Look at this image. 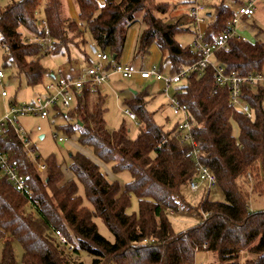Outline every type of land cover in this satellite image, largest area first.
I'll use <instances>...</instances> for the list:
<instances>
[{
  "label": "trees",
  "instance_id": "trees-1",
  "mask_svg": "<svg viewBox=\"0 0 264 264\" xmlns=\"http://www.w3.org/2000/svg\"><path fill=\"white\" fill-rule=\"evenodd\" d=\"M192 2L75 0V20L62 17L61 0H46L43 17L49 41L44 45L19 31L23 27L31 37L44 36L37 20L40 0L12 1L0 10L3 67L13 69L27 86L36 87L48 73L40 62L42 56L69 58L74 47L92 64L84 50L88 31L93 45L108 54L109 70L121 62L128 30L141 22L135 55L149 54L155 45L161 53L159 70L169 63V73L174 74L202 57L192 46L176 41L177 34L190 31L185 27L187 14L171 15L178 5ZM234 16L235 10L224 3L215 5L202 39L212 42ZM213 60L224 65L225 72L239 76L264 72V43L234 35L227 50L216 51ZM181 82L171 95L186 105L199 162L216 176L224 200H212L211 190H200L205 193L196 205L187 202L182 188L196 174L191 142L183 140L176 122L165 129L155 121V112L147 107L150 91H133L123 99L124 108L136 116L138 133L132 139L123 123L115 130L107 127L105 96L91 106L89 97L97 86L85 85L66 114L58 107L51 114L68 120L58 129L68 137L77 134L78 145L89 148L97 161L80 150L69 155L68 165L49 155L41 173L13 127L0 135V150L25 177L28 188V194H21L0 175V264H15L10 240L21 246L22 264H83L80 251L92 256V264H197V252L211 253L218 261L214 264H238L243 251L254 255L244 264H264V209L252 211L249 203L252 193L264 196V85L242 84V100L253 112L248 119L230 105L229 89L215 84L211 66L192 70ZM30 149L35 152L33 145ZM100 164H111L113 174L128 171L131 180L124 184L108 180ZM131 196L137 199L138 211L128 214ZM180 207L202 217L176 232L169 212ZM95 216L112 233L113 242L98 233ZM55 230L63 233L72 249L57 241Z\"/></svg>",
  "mask_w": 264,
  "mask_h": 264
},
{
  "label": "rangeland",
  "instance_id": "rangeland-1",
  "mask_svg": "<svg viewBox=\"0 0 264 264\" xmlns=\"http://www.w3.org/2000/svg\"><path fill=\"white\" fill-rule=\"evenodd\" d=\"M12 1L17 0H0V10H2L7 4ZM45 1L46 0H40L37 11V20L40 28L42 27V21L44 20L43 8ZM245 1L247 0H199V2L206 7L203 15L206 16V13H210L211 15L209 18H206L205 23L199 25V31L201 33L204 32L206 24L214 15L215 5L224 3L232 10L236 11L239 5L241 3H244ZM252 1L255 3L254 13L250 17L238 18L235 24V34L236 36L241 37L248 42L264 43V0ZM97 2L101 4L102 0H97ZM180 6L181 4L178 5L177 8L171 13L172 16L175 12L178 11V8ZM61 15L65 18L77 20V7L75 4V0H61ZM185 27L190 31L177 34L176 41L182 46H192V42L195 38L197 30L192 24H187L185 25ZM142 28L143 25L141 24V22H136L130 27L128 35L130 36L131 34V39L130 41L129 37L128 40L126 39L127 41L124 49L125 52L130 49L127 62L135 68H147L151 60L150 54H144L142 56L135 55L138 36ZM19 31L22 33V36L32 38L23 29V27H20ZM133 31L134 34L132 35ZM84 36L85 40L87 41L84 50L92 59V64L85 62L81 51L74 47L70 48L69 58L65 54H50L42 56L40 58V62L44 67L47 68L48 73L44 76L42 83L36 87L27 86L24 78L18 76L13 69L3 67V50L0 46V72H2L3 74L0 82V118L4 117V115L8 112V108L11 102L15 101L14 105L16 106L28 105L31 104V102L34 101L37 96L42 95L44 93V86L49 83L48 74L51 70H53L54 73L57 74V77L58 70L61 71L64 77L75 76V72H79V74L84 77L87 68L91 65H95L96 63V60L89 49L90 45H93L89 32L86 31ZM157 67L159 68V66ZM161 72L164 75H171L169 73V63H164ZM181 84L182 82L169 89L168 95H171L174 88L179 87ZM157 86V82L153 79H148V81L140 83L137 79L122 78L117 74L111 75L108 80L97 86V90L105 95L104 105L107 110L105 112L104 119L106 121L107 127L111 130H115L123 123L128 130L129 136L132 139L135 138L138 133V127L132 120L124 115L125 108L123 106V99L130 95V93H132L133 91L138 92L147 89L152 93L148 108L149 110L155 112V121L158 124L163 125L165 129L171 128L178 118L171 112L167 95L159 91ZM3 91L6 93L5 97L1 95ZM97 100V92L94 91L89 97L91 106L94 105ZM62 113L66 114L67 110L62 109ZM66 121L68 120L63 116H54L53 113L50 114V116L46 119H41L36 115H28L18 118V123L20 124V126L24 130L29 132L28 137L31 141V145H33V147L35 148L34 153L40 156L42 160H44L49 155H54L59 162L63 163L64 165H68L70 162L69 155L74 154L76 151L80 150L87 155H90L92 159L97 161L92 156L89 148L81 147L78 145L76 141L77 134L68 137L60 129H58L57 126L66 123ZM37 127H39L40 130H37ZM233 130L234 134L237 135V129L234 127ZM40 135H43L42 139H40ZM58 138H60L61 140H59ZM110 167L111 164H100V170L108 180H117L120 182V184H124L131 180V176L128 171L123 170L117 174H113ZM42 177H44V175H42ZM78 188L79 195L83 197V188L79 183ZM204 193V191L191 192L186 186L182 188V194L185 196L187 202L191 205H196ZM209 198L216 201L224 200L222 193L217 188L210 191ZM249 203L250 209L252 211L264 209V196L252 193L250 194ZM83 204L86 207L91 208L90 203L86 199H83ZM137 211V199L136 197L131 196L130 206L126 209V212L128 214H132L137 213ZM201 217L202 215L194 210H188L180 207L172 215H169V221L174 231L177 232L183 231L191 227L195 223L200 222ZM93 221L96 224L98 233L108 241L113 242L114 237L105 226L102 219L95 216L93 217ZM10 241L14 251L15 264H22L21 246L14 240ZM2 244L3 240L0 241V257ZM252 257H254L253 254L243 251L240 253L237 260L238 264H244L246 259ZM78 259L83 264H92V256L84 251H80ZM200 261H202L204 264L218 263V261L215 260L213 258V255L209 252H197L196 263Z\"/></svg>",
  "mask_w": 264,
  "mask_h": 264
},
{
  "label": "built area",
  "instance_id": "built-area-1",
  "mask_svg": "<svg viewBox=\"0 0 264 264\" xmlns=\"http://www.w3.org/2000/svg\"><path fill=\"white\" fill-rule=\"evenodd\" d=\"M205 6L194 0L187 7V19L189 22L200 25L205 23L206 16L203 15ZM255 10V3L252 0H247L241 4L235 11V16L227 23V30L219 34L212 42L204 41L203 33L197 31L195 38L192 42V48L202 55L197 63L182 66L178 71L171 75H164L157 66H150L144 70H134L128 63L120 62L109 70L106 69V64L109 61L108 54L99 51L94 45H90L89 49L91 54L96 60L95 65H91L85 71V76L77 74L71 77H64L60 70L57 75L49 81L44 87V93L35 98L31 104L16 106L9 105L8 112L4 117L0 118V135L7 133L8 127L11 126L15 130L18 138L22 141L23 148L26 155L34 167L39 172L45 171V163L36 155L31 149V141L28 137V132L24 130L18 123L19 117L28 115H36L41 119L48 118L51 111L58 107L68 110L73 106L75 101V94L79 92L85 85L99 86L109 79L113 74H117L122 78H132L138 75L143 80L153 79L162 83V92L167 95L171 112L178 119L177 129L182 133L184 141H190L192 150L190 154L196 163L195 177L188 183V189L191 192H198L200 190H212L217 188L216 176L204 165L199 162L197 144L192 138L191 125L189 122V114L185 104H181L174 96L168 95L169 89L181 83L183 79L196 68L204 69L211 66L214 71L215 84L219 87H227L229 89V102L233 108L241 111L248 119L253 118V112L250 106L242 100V84L249 83L252 86L264 85V72L250 74L248 76H239L235 72H225V67L222 64L214 62L213 54L218 50H227L229 39L236 35L235 24L238 18H246L252 16ZM42 30L44 36H35L30 40L41 44L48 43V29L45 21H42ZM46 52V49L44 50ZM3 77L0 72V82ZM2 96H6L3 91ZM124 115L136 123L135 114L129 109H124ZM37 130H40L37 127ZM61 140L60 138H58ZM0 175L7 179V181L19 191L21 194H28L26 179L23 175L19 174L14 164H12L8 156L0 150ZM170 214H173L171 211ZM54 236L61 245L68 246L72 249V245L67 241L66 237L59 230L54 231ZM197 264H204L202 261Z\"/></svg>",
  "mask_w": 264,
  "mask_h": 264
},
{
  "label": "crops",
  "instance_id": "crops-1",
  "mask_svg": "<svg viewBox=\"0 0 264 264\" xmlns=\"http://www.w3.org/2000/svg\"><path fill=\"white\" fill-rule=\"evenodd\" d=\"M243 4V3H242ZM240 6V5H239ZM187 7H188V4H181V6L178 8V11L177 12H175L174 13V17H177V16H179V15H181V14H187ZM172 15V14H171ZM211 15H210V13H206V18H209ZM77 18H78V11H77ZM212 18L213 17H211V19H209V21H208V23L212 20ZM244 18V17H243ZM186 20V23H189V24H192L193 26H195V28H196V30L198 31L199 30V25H196V24H193V23H191V22H189V20L188 19H185ZM207 22V21H206ZM207 23V24H208ZM203 24V23H202ZM206 24V25H207ZM201 25V24H200ZM128 34H129V30H128ZM134 34V31L132 32V35ZM128 37H129V41H130V39H131V34H130V36L128 35L127 36V40H128ZM126 40V41H127ZM126 44V43H125ZM124 49H125V47H124ZM129 51H130V49H128V51H124L123 52V54L124 55H122V58H121V62H125V63H128L127 62V60H128V57H129ZM149 54H150V58H151V60H150V63L148 64V66H147V68H149L150 66H159V63H160V60H161V53H160V51L157 49V47L155 46V45H153V46H151L150 47V50H149ZM148 54V55H149ZM129 64V63H128ZM130 65V64H129ZM131 66V65H130ZM134 70H144V69H146V68H143V67H140V68H135V67H133V66H131ZM79 72H75V74L77 75ZM49 75V81H51L52 79H54V77L57 75V74H55L54 73V71L53 70H51L50 71V73L48 74ZM132 78H134V79H137V80H139V82L140 83H144V82H146V81H148V80H143V79H141L138 75H134ZM131 78V79H132ZM157 82V81H156ZM157 84H158V86H157V88L159 89V91H162V83L161 82H157ZM45 87V86H44ZM163 93V92H162ZM97 96H98V99H99V97H101V96H105V95H103L99 90L97 91ZM5 97V96H4ZM149 102H150V99H149V101H148V104H149ZM148 104H147V107H148ZM149 109V108H148ZM151 111V110H150ZM152 112H154V111H152ZM46 119V118H45ZM134 122V121H133ZM135 123V122H134ZM29 133V132H28ZM43 138V135H40V139H42Z\"/></svg>",
  "mask_w": 264,
  "mask_h": 264
}]
</instances>
